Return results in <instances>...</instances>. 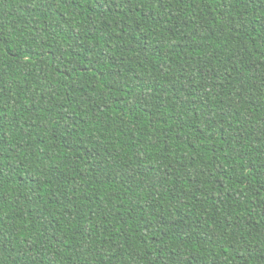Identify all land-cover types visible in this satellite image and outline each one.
<instances>
[{"label":"trees","instance_id":"obj_1","mask_svg":"<svg viewBox=\"0 0 264 264\" xmlns=\"http://www.w3.org/2000/svg\"><path fill=\"white\" fill-rule=\"evenodd\" d=\"M0 264H264V0H0Z\"/></svg>","mask_w":264,"mask_h":264}]
</instances>
